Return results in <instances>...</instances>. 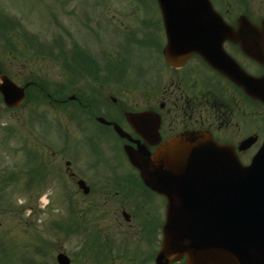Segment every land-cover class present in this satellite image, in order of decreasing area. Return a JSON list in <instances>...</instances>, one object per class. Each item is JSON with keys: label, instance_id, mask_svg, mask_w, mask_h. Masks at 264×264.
Here are the masks:
<instances>
[{"label": "flooded vegetation", "instance_id": "obj_1", "mask_svg": "<svg viewBox=\"0 0 264 264\" xmlns=\"http://www.w3.org/2000/svg\"><path fill=\"white\" fill-rule=\"evenodd\" d=\"M211 1L235 29L240 17L257 26L264 20L263 0ZM93 20L83 28L108 35L110 50L85 43L78 63L64 65L62 118L35 111L30 147L41 177L64 183V235L80 233L72 264H146L151 222L159 221L151 215L165 199L146 187L126 148L155 152L178 136L202 134L248 161L264 141V103L247 90L264 88V48L245 52L226 40L224 55L212 62L191 54L170 64L156 0H147L146 16L123 33Z\"/></svg>", "mask_w": 264, "mask_h": 264}, {"label": "water", "instance_id": "obj_2", "mask_svg": "<svg viewBox=\"0 0 264 264\" xmlns=\"http://www.w3.org/2000/svg\"><path fill=\"white\" fill-rule=\"evenodd\" d=\"M158 1L173 33L170 42H183L188 53L207 57L209 49L215 48L213 42L221 45L225 39L215 33L232 31L210 4L200 2L205 0ZM24 89L0 74V91L8 106L24 100ZM259 96L264 100V92ZM201 138H178L171 143L172 147L178 143L176 149L169 152L128 151L146 184L167 196L157 263L170 264L186 256V264H264V146L249 165H243L236 153L191 151ZM174 154L179 160L167 157ZM167 158L170 161L164 164ZM59 261L69 264L64 255H59Z\"/></svg>", "mask_w": 264, "mask_h": 264}, {"label": "rangeland", "instance_id": "obj_3", "mask_svg": "<svg viewBox=\"0 0 264 264\" xmlns=\"http://www.w3.org/2000/svg\"><path fill=\"white\" fill-rule=\"evenodd\" d=\"M64 1V2H62ZM69 3H66V2ZM95 0H0V8H5L8 13L16 14L21 17L22 25L31 33L39 36L41 41L51 42L52 37L58 33H61V27L71 21L73 25H77L78 18L83 15L84 12H89L93 16H105L106 20L111 22L106 26L109 31L110 26L116 27L120 33H123L127 28L134 25V13L133 5L135 0H103L102 7L94 9ZM145 1L146 0H142ZM264 1V0H263ZM62 2V3H61ZM69 10V15L65 11ZM54 11V12H52ZM101 12V14H100ZM58 19L60 25L54 23ZM62 23V24H61ZM65 23V24H64ZM76 31V32H75ZM74 32L75 37L82 40L81 30L76 29ZM14 28L7 29L6 34H12L13 38L17 40V33ZM85 38L88 37L93 45L94 50L99 49L102 51H109L112 44L108 43V35L103 37L92 36L86 31L83 32ZM110 34V32H108ZM1 42L9 41L8 39L0 38ZM10 42V41H9ZM19 47H25L24 42L19 41ZM13 70L14 80L22 82L25 77L24 73H21L22 68L11 58L4 53L0 48V61ZM5 60H8L5 62ZM88 63H91L89 58H86ZM13 65V67H12ZM25 69H32L33 73L38 74L46 81H59L61 68L59 64L53 59L36 58L35 60L26 61ZM25 71V70H24ZM35 101L32 99L28 106L33 105ZM46 107V104L42 105ZM28 107L23 109H5V105L0 99V182L4 179V168L8 171L17 170V167L21 165V161L24 155L20 152H16L15 149L22 141L21 138L13 135V137H7L5 135L4 127L13 126L17 130L22 127L21 123L27 115ZM56 112V109L55 111ZM24 130V129H22ZM31 136V135H30ZM31 141V138L29 139ZM32 142V141H31ZM50 180V179H49ZM16 179H13L5 186V191L2 192L0 198V235L5 234L11 237L13 243L19 241L24 245L28 243L25 248L31 249L32 246L39 242L40 239H48L56 242V251L62 247L68 251L73 257L75 252L79 251V237H63L62 234L52 235L48 228V222L51 218L59 216L61 212L58 211L60 202V192L58 181L52 179V181H46L43 185H35L32 190L26 191L21 187V183H17ZM43 192L40 193L39 192ZM44 196H47V200L51 201L45 205ZM51 198V199H50ZM8 203V204H7ZM14 203L12 210H4L2 207ZM62 206H60V209ZM57 209V210H56ZM38 237H41L38 240ZM24 242V243H23ZM79 254L74 257V260H79ZM39 259L44 258L51 262V254L49 253L45 257L38 256ZM149 264H152L149 263Z\"/></svg>", "mask_w": 264, "mask_h": 264}, {"label": "trees", "instance_id": "obj_4", "mask_svg": "<svg viewBox=\"0 0 264 264\" xmlns=\"http://www.w3.org/2000/svg\"><path fill=\"white\" fill-rule=\"evenodd\" d=\"M8 40L10 41V42L8 41V43H10V44L16 45V43H17L15 39H8ZM36 43H37V42H35V40L33 41V40H31V38H30L29 43H28V41L25 40L24 45H25V48H28V45H33V44H34V46H35ZM60 47H61V46H60ZM9 54H10V53H6V55H8V56H9ZM10 58L14 59V54H12V56H10ZM3 61H4V60L0 61V63L3 64ZM7 61H8V60H5V62H7Z\"/></svg>", "mask_w": 264, "mask_h": 264}]
</instances>
